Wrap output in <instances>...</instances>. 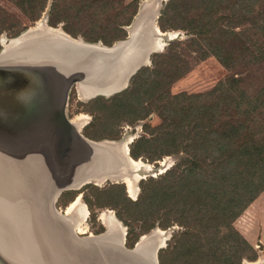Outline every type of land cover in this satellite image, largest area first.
<instances>
[{"label": "trees", "instance_id": "1", "mask_svg": "<svg viewBox=\"0 0 264 264\" xmlns=\"http://www.w3.org/2000/svg\"><path fill=\"white\" fill-rule=\"evenodd\" d=\"M22 2L32 13L34 0ZM59 16L51 17L50 22L60 20ZM131 21L126 18L122 24ZM159 25L163 31L182 29L188 37L172 40L164 51L154 53V70L141 69L130 87L111 99V107L138 116L149 112L145 106L148 101H164L157 104L163 110L159 113L162 121L153 129V139H135L130 153L136 159L143 158L152 142L153 147L157 144L153 155L163 146L161 154L183 156L160 180L141 182L145 190L151 188L145 196L153 202L164 201L170 194L167 189H171L179 196L185 192L187 202H192L197 193L194 200L198 206L185 207L177 217L199 226L186 234L208 238L211 253L221 252L226 264H237V260L242 264L237 245L229 250L215 243L242 238L252 253L250 258H256L253 246L241 237L233 222L264 190V0H169ZM105 36L111 42L122 35L114 32ZM212 55L230 71L213 88L177 94L165 89L198 60ZM193 187L197 190H189ZM159 212L155 209L151 215ZM163 217L169 219L168 213Z\"/></svg>", "mask_w": 264, "mask_h": 264}, {"label": "water", "instance_id": "2", "mask_svg": "<svg viewBox=\"0 0 264 264\" xmlns=\"http://www.w3.org/2000/svg\"><path fill=\"white\" fill-rule=\"evenodd\" d=\"M143 7L129 37L113 45L73 37L46 21L48 28L61 29L67 39L60 42L55 35L44 34L35 43L10 50L2 43L0 196L11 202V208L5 206L13 221L8 230L17 235L13 237L18 250L10 255L0 246V264H160V249L155 256L138 250L141 238L128 246L127 233L124 241L107 228L97 234L79 233L72 217L57 204L65 191L97 179L117 182L136 174L145 177L141 169L132 167V161H142L130 153L133 139L121 155L109 143L125 140L89 138L67 113L75 84L108 88L126 81L118 93L146 65L147 57L151 61L153 51L146 49L162 32L149 25L150 18L139 27ZM3 203L0 199L2 213Z\"/></svg>", "mask_w": 264, "mask_h": 264}, {"label": "rangeland", "instance_id": "3", "mask_svg": "<svg viewBox=\"0 0 264 264\" xmlns=\"http://www.w3.org/2000/svg\"><path fill=\"white\" fill-rule=\"evenodd\" d=\"M168 1L80 0L79 3H76V0H34L35 8L32 13H29V5L23 4L22 0H0V50L3 48V44H7L9 38L17 36L30 26H35L36 23L38 26L43 21H46L50 26L62 28L73 37L113 45L129 37L140 8L145 6L147 12H154L155 9H158L156 26L159 31H162V34L156 38V42L157 39H161L162 47L153 51V55L156 52L164 51L170 41L175 39L184 41L188 37V33L182 29L163 31L160 28L159 17ZM55 4L58 6L56 7ZM55 15H60V20L50 22V18ZM126 18H132L130 24H122ZM114 32H119L122 36L107 42L104 38L105 35ZM152 55L151 61L143 65L140 70L143 68H148L149 71L154 70ZM137 73L132 77L126 89L130 87ZM229 73V69L216 56L212 55L198 60L185 75L169 86H165V89L173 94L182 91L204 92L213 88ZM121 92L111 96L98 95L87 98L82 94L79 85L75 84L70 91L67 113L70 117L75 118L73 121L76 120L75 122L81 125L82 132L92 139L125 140L123 143L125 145H129L132 139L134 141L141 136L153 139V129L162 121L159 113H162L163 110L158 105L163 104L164 101L160 104L156 102L158 105L148 101L145 106L150 108L149 112L136 116L130 110L120 111L111 107V99ZM151 144V147L148 148L149 152L141 158L142 161H137V165L133 164L134 169H141L140 174H145V177L140 179L141 175L139 174L135 179L129 177V179L131 178L130 184L126 180L125 182L123 180L88 182L81 188L65 191L58 200V206L66 210L74 204L75 208L81 211L78 224L86 229L85 233H81L84 235L97 234L105 231L106 228L108 230L106 219L113 216L121 223V227L130 238L129 241H134L130 245L126 239L128 246H134L140 238L146 236L145 234L159 231L162 236L160 247L158 246L160 264H226V259L220 254L221 252L217 255L211 253L212 242L208 238L186 234L187 231L199 229L195 221L185 223L177 218L185 207L198 206L194 200L197 193L192 197V202H187L185 192L179 196L175 193L172 194L171 189H167L170 194L165 197L164 201L153 202L149 196H145L151 191V188L148 187L145 190L141 182L151 178L160 180L168 170L177 167L181 162V156H183V154L163 155L161 154L163 146L158 149L157 154L153 155V149L157 144L154 143V147L152 142ZM150 155H153L154 159ZM152 168L154 171H150ZM139 179L140 181H138ZM189 190L197 189L193 187ZM136 202L141 204L136 205ZM155 209H159L160 212L152 216L151 212ZM167 213L169 219L163 217ZM233 225L241 237L253 246L256 258H250L252 253L246 248L242 238L224 240L221 243H215V245L219 244L222 249L227 247L229 250L231 245H237L238 253L241 257L243 256L242 264L254 261L259 257L264 263V190L234 220ZM152 229L154 230L152 231ZM231 253L234 254V252ZM233 264H236V261Z\"/></svg>", "mask_w": 264, "mask_h": 264}, {"label": "bare ground", "instance_id": "4", "mask_svg": "<svg viewBox=\"0 0 264 264\" xmlns=\"http://www.w3.org/2000/svg\"><path fill=\"white\" fill-rule=\"evenodd\" d=\"M157 14H158V9H155L154 12H146V13L142 12V16H141L140 21H139V27L142 25L143 21L146 22L145 21L146 18H150V20L147 21V22H149V25H151V27L154 30H156L157 33H159V29L156 27ZM136 26H135V29H136ZM44 34L45 35H55L56 38H54V39H57L60 42L67 39L65 34H64V32H62L59 29L54 30V29L48 28L46 26V24H45V21H43V23L39 24L38 26H37V23H36V26L33 29H31L28 32L24 33L22 36H20V37H18L16 39H12L9 43H7L5 45V48L10 50L13 47L22 46V45H25L27 43H35V42H37L38 39L40 40ZM160 40L157 39V42H156V39H155V43L150 45V47H148V49H146V50L148 52H150V51H155L156 49L161 48L162 47V43H161ZM146 59L147 60L144 62L145 64L148 62V57ZM137 66L138 65H136V68H137ZM125 84H126V81H122L121 80L114 87L100 88V87H96V86H92V85H88V84H84V83H78L82 94L85 97H87V98L95 97L97 95H102V94L103 95H112L113 93H115L116 90H119V89H121V87H124ZM75 123L81 128V125H79L77 122H75ZM105 143L108 144L109 142H105ZM123 143L124 142H119V143L111 142L109 144H111L112 147H114L113 149L117 153H119L121 155H125L127 153V151H128V148H127L128 145H125ZM131 163H132V167H133L134 163H136V165L138 164L137 161H135V162L132 161ZM153 169L154 168H152L151 170H153ZM137 175L138 174H136L135 176H133L131 178L135 179V177ZM131 178L129 179V176L125 177L124 181L126 180L128 182V184H130L131 183ZM97 180H105V179L101 178V179H97ZM0 199H3V202H4L3 203V205H4L3 209H5V212H6V213L5 212L2 213L1 212L2 209H0V246L7 253H9L10 255H13L12 253H14V251L18 250V247H17L18 243L14 239V237L15 236L17 237V235L14 236V231H12V232L10 231L9 232V230H8V226L9 225L13 226V221H11L12 218L10 217V215L8 216V214H7L8 208L5 207L6 205H9V208H11V206H10L11 202H10V200H8L7 198L2 197V196H0ZM5 199L7 201H9V202L5 203V201H4ZM66 212L75 221V224L77 225V230L79 231V233H85L86 229L84 227H82L81 224H78L79 219L81 218V211L79 209L77 210L75 208V205L73 204L71 207H69L67 209ZM106 224L108 226V231L107 232L110 235H112V236H114V237H116L118 239H122L123 241L125 240L126 232L121 227L122 225L117 219H115L113 216H111L110 218L106 219ZM161 237L162 236H161L159 231H154V232H152L149 235L143 236L141 241H139L138 244H137L138 250H140L142 252H145L146 254H148L150 256L151 255L155 256L156 252L158 251V249L160 247L159 245L161 243ZM262 262H263L262 259H258V262L256 264H264ZM244 264H251V263L245 262Z\"/></svg>", "mask_w": 264, "mask_h": 264}, {"label": "crops", "instance_id": "5", "mask_svg": "<svg viewBox=\"0 0 264 264\" xmlns=\"http://www.w3.org/2000/svg\"><path fill=\"white\" fill-rule=\"evenodd\" d=\"M142 12L146 13V7L144 6L143 9H142Z\"/></svg>", "mask_w": 264, "mask_h": 264}, {"label": "flooded vegetation", "instance_id": "6", "mask_svg": "<svg viewBox=\"0 0 264 264\" xmlns=\"http://www.w3.org/2000/svg\"><path fill=\"white\" fill-rule=\"evenodd\" d=\"M79 85H80V84H79ZM73 119H74V118H73ZM67 207H68V206H67ZM68 208H69V207H68ZM68 208H66V210H65V209H63V210H64V211H67Z\"/></svg>", "mask_w": 264, "mask_h": 264}]
</instances>
